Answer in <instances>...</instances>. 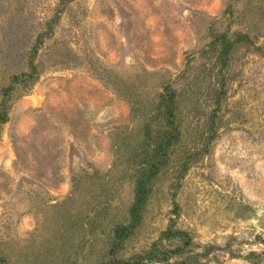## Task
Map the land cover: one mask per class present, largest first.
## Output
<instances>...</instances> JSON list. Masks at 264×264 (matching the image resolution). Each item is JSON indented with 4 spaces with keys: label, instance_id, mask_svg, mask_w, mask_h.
<instances>
[{
    "label": "rangeland",
    "instance_id": "rangeland-1",
    "mask_svg": "<svg viewBox=\"0 0 264 264\" xmlns=\"http://www.w3.org/2000/svg\"><path fill=\"white\" fill-rule=\"evenodd\" d=\"M178 247L264 264V0H0V258Z\"/></svg>",
    "mask_w": 264,
    "mask_h": 264
},
{
    "label": "trees",
    "instance_id": "trees-1",
    "mask_svg": "<svg viewBox=\"0 0 264 264\" xmlns=\"http://www.w3.org/2000/svg\"><path fill=\"white\" fill-rule=\"evenodd\" d=\"M241 39L242 38H238L235 40V42L240 41ZM220 40H222V48L219 51V58L222 59L224 65H225V60H226L225 58L227 57V55L230 51V45L233 42L225 41L224 35L221 36ZM167 86H168L167 84L164 85V90H168ZM163 94L164 93L161 94V99L163 98L162 99L163 101L171 102L172 93H170V91L168 90V91H166V97ZM168 110H169L168 112H171L170 109H168ZM146 195H147V191H146L145 187H142V184L139 183L138 187H136L135 201L132 204L131 209H130L131 216H132V222L128 226L120 227V229H118L119 235H126L127 232H129V229H131L132 225L135 224L139 220V213L142 209L143 202H144ZM175 236H179L180 238H186L187 239L189 237V234L185 231H178L175 234ZM183 251H184V249L182 247H178L174 250L167 251V253L164 252L163 257H161V258H159V257H148V259L145 262L141 261V260H125V259L116 260V259H112L110 262H103L101 264H147V263L154 262L156 260H160V261L165 260L166 261V260H168V258L170 256H173L175 254H181V253H183ZM0 264H6V262L0 258Z\"/></svg>",
    "mask_w": 264,
    "mask_h": 264
}]
</instances>
